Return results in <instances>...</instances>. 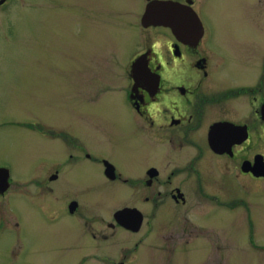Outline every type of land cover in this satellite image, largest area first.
<instances>
[{
  "label": "flooded vegetation",
  "instance_id": "flooded-vegetation-1",
  "mask_svg": "<svg viewBox=\"0 0 264 264\" xmlns=\"http://www.w3.org/2000/svg\"><path fill=\"white\" fill-rule=\"evenodd\" d=\"M124 1L113 2L116 6L123 3V7L136 3ZM152 1L169 2L177 9L173 28L142 23L145 8ZM13 2L3 0L0 10L4 12ZM99 4L108 7L109 2L99 0ZM136 8L143 9L133 26L137 31L132 35L127 32L122 39L117 31L108 29L98 41L113 54L120 72L119 81L111 86L112 93L95 99L99 121L110 119L108 127L116 139L102 136L114 142V157L120 164L71 134H62L61 129L53 128L52 121L40 122L37 133L60 141L45 146L50 152H45L44 161L39 158L44 170L35 175L38 180L32 184L38 195L45 192L59 201L45 206L51 214L46 217L77 219L82 225L80 237L106 244L101 256L83 254L82 260L124 264L127 244L134 240V250H138L151 239L146 243L156 249L157 258L186 262L195 259L190 245L200 230L189 215L180 214V208L188 206L191 211L203 200L217 201L231 211L243 209L250 227L249 202L235 193L234 187L237 184L243 191L264 192V176L254 173L259 170L258 155L264 160V0H139ZM238 10L243 12L239 20L243 39L241 48L229 51L244 59L225 70L227 54L219 44H226L224 29ZM104 14L112 21L111 12ZM214 15L230 20L216 28ZM230 72L244 77L235 82ZM111 76L114 78L113 73ZM68 138L72 147L65 141ZM217 141L221 147L213 146ZM92 165L101 167L98 181ZM0 169V229L20 236L26 219H20L12 207L17 202L13 194L19 189L11 182L10 166L0 165ZM91 179L101 185L100 193L111 199L94 214L93 225L86 221L89 213L84 202L64 192L69 184L81 185L77 187L80 191L89 190L84 184ZM212 186L220 188L224 197L213 193ZM112 190H118L123 199H112ZM170 209L178 210L175 218L180 222V235L175 243L180 245L179 258L170 255L173 252L168 246L173 231L165 212ZM207 211L201 214L205 220L211 210ZM22 244L26 243L20 238L15 240L13 249ZM15 259L19 263L20 258Z\"/></svg>",
  "mask_w": 264,
  "mask_h": 264
},
{
  "label": "rangeland",
  "instance_id": "rangeland-1",
  "mask_svg": "<svg viewBox=\"0 0 264 264\" xmlns=\"http://www.w3.org/2000/svg\"><path fill=\"white\" fill-rule=\"evenodd\" d=\"M113 1L100 0V3L109 2L108 7H103L99 0H14L7 10H0V165L10 166L11 182L19 189L12 197L17 199L12 205L13 212L26 219L20 236L0 229V264H106L94 258H80L93 252L101 256L107 250L106 244H93L90 237H80L78 231L82 225L77 224V219L46 217L51 214L46 213L45 206L59 201H53L45 192L38 195L32 183L38 180L35 175L44 170V164L40 168L39 158L44 161L45 152H50L45 146H55L60 141L45 139L37 133L40 122L52 121L53 128L61 129L62 134H71L85 146L120 164L114 157V142L109 140L116 139L108 127L110 119L99 121L95 100L97 96L112 93L111 86L119 81L120 72L113 54L108 47L99 46L98 41L108 29L117 31L122 39L127 32L132 35L137 31L133 26L143 9L136 8L139 0L136 3L125 0L126 4L132 3L126 7L123 3L116 6ZM106 12H111L112 21ZM214 17L216 28L230 20L223 15ZM242 17L243 12L238 10L224 29L226 44H219L227 54L225 70L244 59L229 51L231 47L241 48L243 28L239 20ZM230 74L235 82L244 77L240 72ZM92 168L98 181L101 167L92 165ZM96 181H85L84 188L89 190L80 191L77 187L81 185L70 184L64 188L66 195H75L84 202L89 213L86 221L90 224L94 214L111 201L110 195L100 193L101 185ZM187 189L191 191L190 197H194L191 188ZM211 191L224 197L216 186ZM233 191L249 202L252 226H248L243 209L231 211L217 205V201L203 200L191 211L188 206L180 208V214L183 211L189 215L200 230L190 245L195 259L186 262L178 259L176 263L167 256L159 259L156 249L146 243L152 242L151 239L138 250H134L132 240L125 249L124 264H264V192L243 191L237 184ZM118 194V190H112V199H123ZM207 210L211 211L205 220L201 214L208 213ZM177 212V209L165 212V219L170 220L167 225L173 231L174 240L169 238L168 246L174 258L181 252L180 245L175 243L180 235ZM19 238L26 244L13 249L14 241Z\"/></svg>",
  "mask_w": 264,
  "mask_h": 264
},
{
  "label": "water",
  "instance_id": "water-1",
  "mask_svg": "<svg viewBox=\"0 0 264 264\" xmlns=\"http://www.w3.org/2000/svg\"><path fill=\"white\" fill-rule=\"evenodd\" d=\"M2 2V0L0 1ZM177 9L172 4L165 1H152L150 2L142 15V23L145 25H167L173 28L174 25V13ZM221 143L218 141L213 144L215 147H221ZM257 161L259 170L254 172L256 176H264V160L262 155H258ZM0 176H3L2 169H0ZM121 214V213H119Z\"/></svg>",
  "mask_w": 264,
  "mask_h": 264
}]
</instances>
